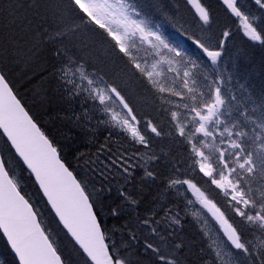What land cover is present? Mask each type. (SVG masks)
<instances>
[{
    "label": "snow or ice",
    "instance_id": "1",
    "mask_svg": "<svg viewBox=\"0 0 264 264\" xmlns=\"http://www.w3.org/2000/svg\"><path fill=\"white\" fill-rule=\"evenodd\" d=\"M188 3L195 8L203 24L210 23L209 11L200 0H188ZM223 3L239 19L244 35L264 45V0H254L259 16L247 0H223ZM0 17L13 25L26 20L38 45L47 42L55 48L52 76L67 96H82L84 103L94 102V107L107 117L99 119L98 124L118 128L136 143L147 146L148 140L140 129L133 107L119 85L95 71H88L84 59L74 54L78 33L94 25L95 34H106L111 38L117 54L127 58L129 74L139 73L151 89L160 94L162 102L173 103L165 98V94L182 100L191 99L195 106L183 105L191 114L189 118L180 122V113L173 110L171 120L177 135L190 145L192 167H198L199 172L228 198V207L239 218V226L230 222L225 212L208 199L192 179L171 178L167 181L168 188L179 191L186 185V190L194 193L197 201L220 224L227 242L242 254L240 264H264V239L254 242L243 238L245 230L264 236V101L256 105L251 96L237 100L235 95H227L221 87L223 80L219 71L212 76V68L201 70L195 61H186V53L168 42L160 32V26H153L152 21L127 0H69L57 30L51 33L40 30L43 28L42 17L34 24L37 14L32 18L26 15L23 0H0ZM229 35V31L223 32L224 39L219 42L221 49ZM137 41L141 46L148 45L144 50L152 63L134 54L133 49L139 51ZM195 44L207 55L212 66L218 64L221 51L210 50L200 40ZM182 64L186 65L183 69ZM168 80L171 84L166 83ZM248 102L255 105L251 110L247 107ZM174 107L179 108V104ZM87 112L85 109L84 116ZM144 123L151 133L161 135L151 119ZM0 130L10 149L14 150V156L22 161L23 171L34 177V183L46 198L58 225L78 245L83 264H132L115 242H108L99 219L111 188L105 189L103 182L100 187H90V180L70 170L58 146L17 98L3 71H0ZM78 159L84 160L81 165L84 177L91 174L107 181L113 168L132 175L123 154L109 155L107 163L91 158L85 160L83 154H78ZM9 164L10 161L0 155V233L7 238L18 264H65L56 239L47 229L42 214L27 198L21 180L13 174ZM145 175L154 178V173L146 168ZM119 195L130 205L137 204L123 189L119 190ZM111 215H119V209L113 207ZM163 219L169 224H180L170 209L165 210ZM160 224L161 220L155 219V212L138 219L137 227L146 230L143 254L151 253L153 264H179L175 250L181 245L176 244L169 251L168 237L172 233L167 237L162 235L158 231ZM130 239L139 242L135 233H130ZM210 247L216 257L223 260L224 240L217 237Z\"/></svg>",
    "mask_w": 264,
    "mask_h": 264
},
{
    "label": "trees",
    "instance_id": "2",
    "mask_svg": "<svg viewBox=\"0 0 264 264\" xmlns=\"http://www.w3.org/2000/svg\"><path fill=\"white\" fill-rule=\"evenodd\" d=\"M130 2L141 15L152 21L153 26H160V32L169 43L180 48L179 42H182L186 61H195L200 65L201 70L210 68V62L195 44L196 40H200L206 47L221 51L222 55L218 62L222 72L233 78L235 85H239L241 96H238L237 100H246L251 96L257 105L264 101V45L249 40L242 33L237 17L231 14L221 0H200L210 14V23L207 25L203 24L188 0H130ZM23 3L29 18L37 14V19L33 20V23L40 22L39 18L42 17L43 28L40 30L51 33L57 30L69 0H23ZM247 3L259 16L257 6L251 0H247ZM76 22L79 23V20L77 19ZM94 29V25H89L87 29L77 34L74 40L77 45L73 50L74 54L84 59L88 71H95L109 82L119 85L122 94L133 107L140 122V129L148 140V145L144 148L118 128L98 124L99 119L107 117H103L94 107V102L84 103L82 96L80 98L67 96L62 86L52 76L54 63L52 52L55 48L47 42L38 45L37 38L28 28L26 20L17 21L13 25L0 17V71L5 73L15 94L34 120L58 146L66 165L83 178L90 180L91 174L84 177L81 167L84 160H79L78 154H83L85 160L98 159L105 163L108 162L107 157L113 153L123 154L125 159L137 158L136 156L141 153L146 154L145 163L146 161L147 163L142 166L137 161L140 165L136 168L131 166L129 169L131 176L122 169L113 168L109 180L103 181V178L93 176L91 177L94 178L95 184L90 180V187L93 185L100 187L103 182L105 189L111 188L110 193L106 194L105 207L99 219L108 235V242L110 244L115 242L121 254L128 256L132 264H137V261H141L140 264H153L151 253L143 254V238L146 230L137 227L138 219H143L151 212H155L156 220H162L158 231L160 230L166 237L168 233H172L168 237L169 251L176 244L181 245L175 250L179 264H219L209 255V243L199 223L188 214L183 215L184 218L179 215L176 207L182 201L177 198V190L169 189L167 185V181L171 178L192 179L208 195L211 194V198L216 200L218 206L222 205L220 196L214 198L216 190L209 189V180L200 175L197 167H192L190 145L177 135L170 117L171 111L175 109L171 108L170 103L162 102L160 94L151 89L139 73L135 76L130 75L127 58L117 54L118 50L114 49L111 38L106 34H95ZM224 31H229L230 35L221 49L219 42L224 39ZM231 72L233 76L229 75ZM167 99L170 100L168 97ZM254 106L251 102L247 103L249 110ZM85 109H88L87 116H84ZM178 111L182 122V109L179 108ZM77 117L83 118L77 119ZM147 119L153 121L161 135L156 136L147 129L144 123ZM0 149L3 157L10 161L9 166L13 174L18 175L21 180L27 198L42 214L47 229L57 241L65 264H83L79 251L59 228L33 181L23 171L14 155H10L12 152L1 137ZM152 157L154 159H151ZM145 168L154 173V178L145 175ZM120 189L136 200L137 204L126 203L119 195ZM113 207L119 209V215H111ZM169 208L172 209V215L179 216L181 225L169 224L167 219H162L165 217V209ZM221 210L225 212L230 222H235L236 226H239V218L235 217L230 208L222 205ZM133 232L137 233L138 243L130 239V233ZM243 238L256 242L257 239H264V236L245 230ZM0 264H17L1 235Z\"/></svg>",
    "mask_w": 264,
    "mask_h": 264
},
{
    "label": "rangeland",
    "instance_id": "3",
    "mask_svg": "<svg viewBox=\"0 0 264 264\" xmlns=\"http://www.w3.org/2000/svg\"><path fill=\"white\" fill-rule=\"evenodd\" d=\"M253 3H254V0H251ZM193 7V6H192ZM194 8V7H193ZM195 10V8H194ZM196 11V10H195ZM197 13V12H196ZM239 20V19H238ZM240 23V21H239ZM240 29L241 31L243 32V29L240 25ZM244 33V32H243ZM181 44V47H180V50L184 52V48L182 47V42H179ZM137 47L139 49V51H137L136 49H133V52L134 54L142 57V58H147L148 59V62L149 63H152V58L148 55V53L144 50V49H147L148 48V45H140V42L137 41ZM200 51L206 55L203 50L200 48ZM167 55V54H166ZM187 60V59H186ZM210 62V68L213 69L212 71V76L215 75V72L216 71H219L221 77H222V80H223V83L221 85V87L223 88L224 92L227 94V95H235L236 97L238 96H241V92H240V89H239V85H235L234 83V80L233 78L231 77H228L226 76L222 70H221V66L218 62V64L216 66H212L211 65V61L209 60ZM186 66L184 64L181 65V69H183V67ZM171 75H174V74H169V76ZM229 75L233 76L234 74L231 72ZM167 84H171V80H168L166 81ZM234 83V84H233ZM244 86V85H243ZM245 87V86H244ZM236 90L238 91L236 93ZM240 92V93H239ZM165 98L167 99V95L165 94ZM170 98V100L173 102V103H170L171 104V108L172 109H175L178 111V109H182L183 111L184 108H183V105L185 103L189 104L190 106H195L193 104V102L191 101V99H180L179 97H168ZM180 99V100H179ZM199 99V98H198ZM176 104H179V108L177 107H174V105ZM179 112V111H178ZM186 112V111H185ZM191 114L190 113H186L185 117L186 120L189 118ZM184 122V121H183ZM131 159H126L128 164L127 166H129V169L130 167H137L139 166L140 164L142 166L145 165V160H147V157H146V154H143L141 153L140 155L137 156V158L135 157H130ZM133 158V159H132ZM135 161V162H134ZM140 163H138V162ZM135 167V168H136ZM117 169V168H116ZM198 169V167H197ZM198 172H199V169H198ZM200 173V172H199ZM200 175L203 176L202 173H200ZM204 177V176H203ZM207 178V177H205ZM218 178V176H217ZM89 179L93 182V184H95V181H94V178L93 177H89ZM209 180V189H215L216 190V196L217 198L220 196V200L222 201V205L226 206V208H229L228 207V198H226L223 193L216 188L215 185H212L211 184V181L209 178H207ZM201 189V191H204L200 186H197ZM187 189V186H182L179 188V191H177V198H181V203L178 204L177 208H178V213L179 215H184L186 216V214H190L189 216L195 220L196 223H199V226L200 228L202 229L203 233L206 234L205 236L207 237V240H208V248H209V255L212 257L213 260L217 261L219 264H240V261L243 259L242 257V254L239 252V250H235L234 248H232V246L230 245L229 242H227L226 240V237H224L223 235V231L222 229L220 228V224L215 220V218L212 216V214L210 212H208V210L206 208H204L196 199V196L194 195V193L192 191H188L186 190ZM207 189V190H209ZM180 190H181V193H180ZM185 191V192H184ZM183 195V196H182ZM206 195V194H205ZM207 196V195H206ZM190 198V199H189ZM208 199H210L208 196H207ZM225 198V199H224ZM189 200H191L192 202L189 203ZM227 200V201H226ZM184 202V203H183ZM214 202V201H213ZM187 203V204H186ZM189 204V205H188ZM188 205V207H187ZM185 207V208H184ZM193 207V208H192ZM217 207H220L221 206H218ZM170 209V208H169ZM172 210V209H170ZM185 210V211H184ZM188 210V211H187ZM191 211V212H190ZM222 211V210H221ZM181 213V214H180ZM179 218V216L177 217ZM203 224V225H202ZM208 226V227H207ZM211 227V228H210ZM210 233V234H209ZM217 237H219L220 239L224 240L225 242V247L222 249V254L223 255V260H219L216 255H215V252L213 251V249L210 247V245L212 244V241L217 239ZM238 252V253H237ZM228 253H230V255H228Z\"/></svg>",
    "mask_w": 264,
    "mask_h": 264
},
{
    "label": "bare ground",
    "instance_id": "4",
    "mask_svg": "<svg viewBox=\"0 0 264 264\" xmlns=\"http://www.w3.org/2000/svg\"><path fill=\"white\" fill-rule=\"evenodd\" d=\"M199 31V30H198ZM257 54V53H256ZM248 57V56H247ZM245 65V64H244ZM261 68V67H260ZM253 69V68H252ZM247 72V71H246ZM239 73V72H238ZM238 75V74H237ZM246 77V76H245ZM255 79H256V77H255ZM253 80H254V78H253ZM234 84V83H233ZM249 84V83H248ZM254 84V83H253ZM256 84V83H255ZM11 86V85H10ZM243 87V86H242ZM149 92V91H148ZM238 92V91H237ZM240 93V92H239ZM253 93V92H252ZM255 93V92H254ZM253 96V95H252ZM240 98V97H239ZM180 100V99H179ZM260 104V103H259ZM257 105V104H256ZM154 109V108H153ZM161 109V108H160ZM172 110V109H171ZM180 111V110H179ZM182 112H183V121H185L186 120V118H184L185 117V115H186V113L187 112H185V111H183L182 110ZM30 114V113H29ZM31 115V114H30ZM151 115V114H150ZM32 116V115H31ZM167 117V116H166ZM171 117V116H170ZM155 118V117H154ZM181 118V117H180ZM166 120V119H165ZM182 121V122H183ZM166 122V121H165ZM38 124V123H37ZM158 124V123H157ZM38 126H39V124H38ZM159 126V125H158ZM40 127V126H39ZM167 129V128H166ZM174 130V129H173ZM167 134V133H166ZM169 137V136H168ZM183 139V138H182ZM108 142V141H107ZM133 142V141H132ZM104 143V142H103ZM116 143V142H115ZM121 146V145H120ZM135 147V146H134ZM112 148V147H111ZM144 148V147H143ZM152 150V149H151ZM102 151V150H101ZM149 151V150H148ZM157 151H158V149H157ZM104 152V151H103ZM137 157V156H136ZM184 157V156H183ZM133 159V158H132ZM80 160V159H79ZM135 162V161H134ZM79 164V163H78ZM146 164V163H145ZM182 166V165H181ZM136 167V166H135ZM134 167V168H135ZM133 168V167H132ZM131 168V169H132ZM82 172V171H81ZM197 178V177H196ZM195 181V180H194ZM198 181V180H197ZM131 188V187H130ZM119 191V190H118ZM128 191V190H127ZM185 192V191H184ZM182 194V193H181ZM173 195V194H172ZM183 196V195H182ZM115 197V196H114ZM178 197V196H177ZM179 199V198H178ZM181 199V198H180ZM190 199V198H189ZM225 199V198H224ZM113 200H115V199H113ZM179 201V200H178ZM227 201V200H226ZM126 202V201H125ZM125 202H123V203H125ZM127 203V202H126ZM184 203V202H183ZM220 203V202H219ZM182 204V203H181ZM187 204V203H186ZM125 205V204H124ZM127 205V204H126ZM176 205V204H175ZM189 205V204H188ZM188 205H187V207H188ZM123 206V205H122ZM178 206V205H177ZM222 206V205H221ZM129 207V206H128ZM168 207V206H167ZM177 208V207H176ZM185 208V207H184ZM193 208V207H192ZM166 210V209H165ZM185 211V210H184ZM188 211V210H187ZM191 212V211H190ZM158 213V212H157ZM173 213V212H172ZM128 214V213H127ZM163 214V213H162ZM161 214V215H162ZM181 214V213H180ZM107 215V214H106ZM129 215V214H128ZM127 215V216H128ZM190 215V214H189ZM164 216V215H163ZM175 216V215H174ZM183 216V215H182ZM144 217V216H143ZM192 217V216H191ZM158 218V217H157ZM164 218V217H163ZM162 218V219H163ZM183 218H184V216H183ZM188 219V218H187ZM194 219H196V218H194ZM197 220V219H196ZM162 221V220H161ZM166 221V220H165ZM168 221V220H167ZM166 221V222H167ZM190 221V220H189ZM195 221V220H194ZM184 222V221H183ZM190 223V222H189ZM194 223V222H193ZM116 224V223H115ZM185 224V223H184ZM188 224V223H187ZM122 225V224H121ZM167 225V224H166ZM174 225V224H173ZM181 225V224H180ZM203 225V224H202ZM201 226V225H200ZM127 227V226H126ZM176 227V226H175ZM208 227V226H207ZM118 228V227H117ZM211 228V227H210ZM180 229V228H179ZM116 230V229H115ZM132 230V229H131ZM192 230V229H191ZM160 231V230H159ZM163 231V230H162ZM133 233H135V232H133ZM137 234V233H136ZM145 234V233H144ZM195 234V233H194ZM210 234V233H209ZM123 235V234H122ZM141 235V234H140ZM206 235V234H205ZM257 236V235H256ZM176 237V236H175ZM122 238V237H121ZM249 238H251V237H249ZM256 239V238H255ZM121 241H122V239H121ZM255 241V240H254ZM125 242V241H124ZM117 243V242H116ZM188 243V242H187ZM208 243V242H207ZM118 245V244H117ZM173 245V244H172ZM202 248V247H201ZM204 248V247H203ZM140 249V248H139ZM209 249V248H208ZM138 251V250H137ZM206 251V250H205ZM208 253V252H207ZM238 253V252H237ZM199 256V255H198ZM145 258V257H144ZM140 259V258H139ZM201 259V258H200ZM148 260V259H147ZM212 260V259H211ZM152 261V260H151ZM141 262V261H140ZM186 262V261H185Z\"/></svg>",
    "mask_w": 264,
    "mask_h": 264
},
{
    "label": "water",
    "instance_id": "5",
    "mask_svg": "<svg viewBox=\"0 0 264 264\" xmlns=\"http://www.w3.org/2000/svg\"><path fill=\"white\" fill-rule=\"evenodd\" d=\"M1 131V133H2V130H0ZM5 137V136H4ZM5 139L7 140V138L5 137ZM13 150V149H12ZM13 152H14V150H13ZM18 158V157H17ZM19 159V158H18ZM21 163H22V161H21ZM33 178V180H34V177H32ZM37 187H38V185H37ZM41 193V192H40ZM41 195H42V193H41ZM43 196V195H42ZM44 198V200H45V202H46V198L45 197H43ZM48 207L50 208V206L48 205ZM54 214V213H53ZM57 219V218H56ZM64 230V229H63ZM65 232H66V230H64ZM69 236V235H68ZM5 239H6V241H7V238L6 237H4ZM69 238L71 239V237L69 236ZM71 241L73 242V244L78 248V245H76L75 244V242H74V240H72L71 239ZM8 243V242H7ZM9 245V244H8ZM9 247H10V245H9ZM11 248V247H10ZM12 250V249H11ZM13 252V251H12ZM13 254L15 255V253L13 252ZM16 257V256H15ZM17 259V258H16ZM17 262H18V260H17Z\"/></svg>",
    "mask_w": 264,
    "mask_h": 264
}]
</instances>
